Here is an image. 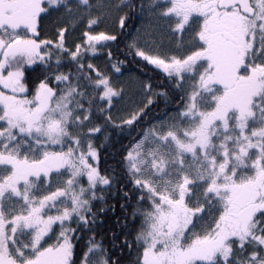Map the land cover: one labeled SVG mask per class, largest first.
<instances>
[{"label": "snow or ice", "instance_id": "1", "mask_svg": "<svg viewBox=\"0 0 264 264\" xmlns=\"http://www.w3.org/2000/svg\"><path fill=\"white\" fill-rule=\"evenodd\" d=\"M0 264H264V0H0Z\"/></svg>", "mask_w": 264, "mask_h": 264}]
</instances>
